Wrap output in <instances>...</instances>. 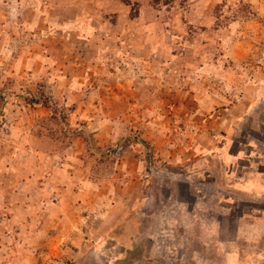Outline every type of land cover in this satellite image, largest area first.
I'll return each instance as SVG.
<instances>
[{
  "label": "rangeland",
  "instance_id": "1",
  "mask_svg": "<svg viewBox=\"0 0 264 264\" xmlns=\"http://www.w3.org/2000/svg\"><path fill=\"white\" fill-rule=\"evenodd\" d=\"M0 264H264V0H0Z\"/></svg>",
  "mask_w": 264,
  "mask_h": 264
}]
</instances>
